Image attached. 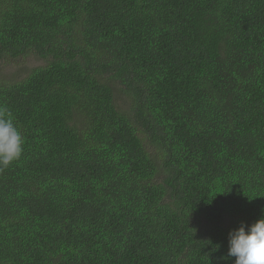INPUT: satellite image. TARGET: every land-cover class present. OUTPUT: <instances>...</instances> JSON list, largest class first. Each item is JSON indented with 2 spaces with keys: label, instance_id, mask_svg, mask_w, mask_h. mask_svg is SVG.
<instances>
[{
  "label": "trees",
  "instance_id": "16d2710c",
  "mask_svg": "<svg viewBox=\"0 0 264 264\" xmlns=\"http://www.w3.org/2000/svg\"><path fill=\"white\" fill-rule=\"evenodd\" d=\"M27 57L0 264H264V0H0Z\"/></svg>",
  "mask_w": 264,
  "mask_h": 264
},
{
  "label": "rangeland",
  "instance_id": "374dc122",
  "mask_svg": "<svg viewBox=\"0 0 264 264\" xmlns=\"http://www.w3.org/2000/svg\"><path fill=\"white\" fill-rule=\"evenodd\" d=\"M36 63H40L37 59H32V57H27L23 61L19 62L18 64H26L24 65V70L21 68L18 69L15 65H9L13 63H6L3 60H0V75L3 77H9L10 75H22L24 74L28 68V66L36 65ZM22 67V66H21Z\"/></svg>",
  "mask_w": 264,
  "mask_h": 264
}]
</instances>
